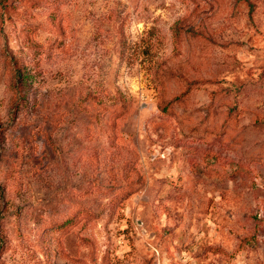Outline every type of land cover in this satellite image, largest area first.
I'll return each mask as SVG.
<instances>
[{"label": "rangeland", "instance_id": "obj_1", "mask_svg": "<svg viewBox=\"0 0 264 264\" xmlns=\"http://www.w3.org/2000/svg\"><path fill=\"white\" fill-rule=\"evenodd\" d=\"M0 264H264V0H0Z\"/></svg>", "mask_w": 264, "mask_h": 264}, {"label": "trees", "instance_id": "obj_2", "mask_svg": "<svg viewBox=\"0 0 264 264\" xmlns=\"http://www.w3.org/2000/svg\"><path fill=\"white\" fill-rule=\"evenodd\" d=\"M18 77H19V80L22 81V76H21V72L18 73ZM190 91V89H187L185 90L181 95L177 96L175 99H173L172 101L170 102H167L165 104V106L163 107V111H168L169 110V107H171L173 104L175 103H180V102H183L185 101V98L187 97L188 95V92ZM237 174H233V175H230L229 177L232 178V177H235ZM221 177V176H220ZM65 225H67V222L66 223H63L60 225V227H64Z\"/></svg>", "mask_w": 264, "mask_h": 264}]
</instances>
